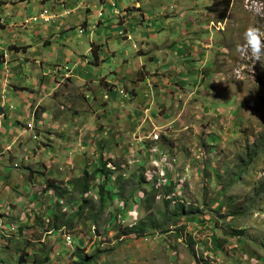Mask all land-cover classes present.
Masks as SVG:
<instances>
[{"label":"rangeland","instance_id":"obj_1","mask_svg":"<svg viewBox=\"0 0 264 264\" xmlns=\"http://www.w3.org/2000/svg\"><path fill=\"white\" fill-rule=\"evenodd\" d=\"M116 3L106 4V13L123 20L128 8L127 14L136 17L132 21L137 28L129 27L132 36L141 38V31H154L158 35L153 40L164 50L179 45L183 55L198 53L200 63L196 60L194 68L198 71L187 75L196 82L185 87L157 83L161 89L148 96L145 91L149 86L155 89L150 82L153 76L148 82L136 76L121 84L111 82L116 85L110 89L101 78L108 62L94 64L93 54H89L91 61L85 53L78 54L85 52L84 45L72 46L75 40L90 46L84 34L77 39L78 32L71 29L72 40L56 42L55 37L52 58L66 50L73 52L65 56L73 60L70 65L62 63L67 71L64 80L69 77L73 81L65 80L66 87L64 84L55 92L54 79L44 82L41 68L29 64L28 85L18 90L24 117L18 119L9 112L0 116V193L5 195L0 206L8 199L15 202V197L17 202L23 200L25 206L15 205L17 214H9L19 220L26 211L29 219L18 224L19 231L0 233V264H22L18 259L24 254L28 262L23 264H33L35 257L44 254H49V264H78L73 254L77 245L88 255H98L92 264H264V55L253 60L243 46L245 28L255 26L264 34V0H123L122 8ZM140 4L156 19L141 22L147 16L136 10ZM9 9L6 7V13ZM104 12L103 6L95 9L94 5L90 14ZM18 17H22L19 12ZM34 23L27 17L22 24L33 32L40 27ZM103 31L107 27L96 28V42L99 38L103 42ZM25 34L22 30L21 38ZM120 34L125 35L124 31ZM168 34L171 37L167 39ZM124 39L112 44L119 50L117 66L129 58L125 51L136 55L135 50L140 49L132 37L130 44H123ZM237 44L242 45V51H236ZM186 55L175 50L166 58L177 70L187 67ZM52 58L50 62L56 63ZM74 61L83 67L92 62L95 71L90 82L74 84L84 74L65 68V64L72 67ZM78 76L81 78H75ZM4 84L8 89L9 84ZM114 87L117 95L110 91ZM3 91L9 100V93ZM34 102L48 111L40 120L36 117L26 123ZM14 122L21 129L10 132ZM102 163L112 171L104 203L98 194L101 176L90 178L87 195L80 193L78 180L85 170L94 173ZM47 179H54L65 196L46 188ZM150 179L171 182L152 190ZM142 189L147 195L139 193ZM175 194L185 213L177 225L164 223L177 205ZM84 199L87 207L78 216L76 203ZM36 208L35 213L27 211ZM57 213L64 216H59L55 225L65 227L73 236L71 249L59 230L46 233L43 226L46 218ZM33 218L42 228L29 226ZM138 219L150 223L147 236L126 235L123 226L130 227ZM186 238L193 242H186Z\"/></svg>","mask_w":264,"mask_h":264},{"label":"crops","instance_id":"obj_2","mask_svg":"<svg viewBox=\"0 0 264 264\" xmlns=\"http://www.w3.org/2000/svg\"><path fill=\"white\" fill-rule=\"evenodd\" d=\"M90 1V3H89ZM58 0L57 2H53L51 0H0V101H5L4 104L0 103L1 109L3 112H1V115H4V113L7 115V112L14 113L17 115V118H23L25 115L24 110L22 109V106H24V102L20 101L18 98L22 95L18 94V90H23V86H27V79L28 71L30 70L29 64L32 65V67L41 68L43 71L42 79L44 82L48 83L47 78H53L54 81L57 84V88L55 92H59L58 89L60 86L65 84V80H70L72 82L73 80L68 79L69 77H65V71L58 72L55 71V69H58V65H63L62 63H70L73 61L67 57L66 55H72V50H66L67 52L58 55L55 58H52L54 56V39L56 37V42L58 40H62L65 42L72 40L71 36V29H75L79 35H77V39H80V36L84 34L83 36L86 38V40L90 43V46L85 44L81 40H75L72 43V46H74L76 49L78 47L82 48V45H84V51L80 52L85 53L89 61H91V58L89 57L90 53L94 55L95 62L94 64L99 65L100 60H103V62H108L109 67L106 69H103V76L101 78H105L104 81H106L109 84V88L111 89V85L115 82H119L121 84V81L124 82L130 78H134L136 76H142L145 80L153 76L151 78L150 82H153L155 84V89L151 90L152 85L149 86V88L145 91L148 96L156 94V89H161V87L157 86V83H160V86H171L174 85V87H185L189 84L192 85V83H195L196 81H191L189 77L187 76L189 73H196L198 69L195 71L194 68H197V63L195 62L198 56V53L190 54L189 56L186 55L187 59V67L185 68H178L175 69V65H169L168 59L166 58V55L172 54L175 50H177V54L181 56L183 55V49L179 47V45H175L172 48H169L168 50H164L162 45L157 44L155 37L158 35L154 31L150 32H144L141 31L139 35H141V38L137 36H132L131 34V28H137L136 23L132 21L136 17L135 15L127 14L128 12V5L123 6L127 9L126 14L124 15L123 20L121 18H117L116 16H112V14H107L108 9L106 8V4L113 6V2L117 1V5L119 6L120 3L123 2V0H103L102 3H98V0ZM97 2V4H94ZM93 4V6H92ZM139 4V3H138ZM96 7L100 8L103 6L105 9V12L103 16L99 17L98 13L97 15L90 14ZM70 8L72 10L71 14L65 15L64 17H58L56 19L51 20L49 23H44L43 21H40L38 23H34V26H38L40 24L39 28H34L31 32L28 30L25 26H23V21L27 17H31L33 15L39 14L43 9L47 8L51 11H56L59 15H62L64 8ZM74 6H78L77 9L72 8ZM100 6V7H99ZM143 4H140L138 6L139 9H136L139 12H145L144 16H147V18H142L141 22H152V20L156 19L154 17H157L156 15L149 17L148 13L144 11ZM6 7L10 8L7 10L6 13ZM122 8V6H119ZM17 11L13 13L14 15H10L13 11ZM18 12L21 14V18L18 17ZM112 12V11H111ZM114 14V12H113ZM105 15H107V19H104ZM94 16H97V18H94ZM132 18V19H131ZM119 19V20H118ZM22 21V23H21ZM109 21V22H108ZM167 21V20H165ZM111 22V23H110ZM138 22V21H137ZM138 24V23H137ZM83 26L86 28L85 32L80 33L79 27ZM107 27V31H103V42L99 38V41L96 42L94 40L95 38V32L97 27ZM49 27V28H48ZM22 30L26 32L24 37H26L25 40L24 37L21 38V32ZM124 31L125 35H121L120 33ZM163 31V30H161ZM58 32V34H55ZM126 38V36L132 37L136 43L140 46L139 50L136 51V55L133 53H129V51H125V56H129V58L124 60V63L122 66H117V54H118V48L117 46L113 48L112 44L116 40L117 45L119 44V41L121 39ZM19 37V38H17ZM124 37V38H123ZM171 35L168 34L167 39L170 38ZM58 38V39H57ZM104 38L106 39V43H104ZM70 43V44H71ZM103 43V49L102 47ZM123 44H130L128 39H124L122 41ZM157 44V45H156ZM141 50V51H140ZM79 51V50H78ZM179 51V53H178ZM44 53H52L51 56L47 54V57H44ZM122 53V54H124ZM121 54V55H122ZM52 59H55L56 63L52 64L50 61ZM59 63V64H58ZM92 63V62H91ZM85 65L84 67L79 64L77 61H74V64L72 67H69L65 64V66H68L69 69L73 70L74 68L78 69V71H83L84 74L75 78H81L80 80H74V84L79 86L85 82L91 81V76L95 69L91 65ZM153 63V64H151ZM198 63L199 60H198ZM78 67V68H77ZM174 68V69H173ZM182 69V70H178ZM59 70V69H58ZM60 71V70H59ZM91 73V74H90ZM90 74V75H89ZM89 75V77H87ZM57 78H61L60 81L57 82ZM89 78V79H88ZM88 81H84L87 80ZM198 81V79H197ZM114 82V83H111ZM123 82V83H124ZM149 82V83H150ZM8 83L9 87L6 89V86L3 84ZM66 87V84H65ZM130 90H134V87L129 88ZM3 90L6 91V93H9L10 98L9 100L6 98L5 95H3ZM26 90H29V88H26ZM31 89L29 90V92ZM114 95H117L118 90L117 87H114L113 90H110ZM5 93V94H6ZM180 94V93H179ZM3 98V99H2ZM143 98L136 96V99ZM7 99V101H6ZM16 100V101H15ZM155 100V98H154ZM38 104V105H37ZM34 108V111L30 114L28 118V121L26 123H29L33 120L34 115L40 120L42 116L44 115L45 111L43 110L44 105L40 106V103L34 102L32 105ZM152 108V107H151ZM39 109V111H37ZM42 109V111H41ZM151 110V109H149ZM167 116V114H165ZM25 123V124H26ZM8 126V125H7ZM22 127V129L26 128ZM9 127V126H8ZM10 132H12L13 129H21V126L14 122L13 127H9ZM8 134V133H7ZM37 143V141H33V144ZM33 146V145H32ZM30 147V146H29ZM1 150V149H0ZM30 167V165H27ZM30 171V168H28ZM27 171V170H26ZM28 172V171H27ZM7 192V191H4ZM2 193H0V198L4 197L1 196ZM15 197V201H16ZM5 203L9 204L11 203V200L8 199L5 201ZM23 204V205H21ZM3 205V204H2ZM20 208L22 206H25L24 201L22 200L21 203H18ZM37 209V208H36ZM38 210V209H37ZM2 209H0V214L2 213ZM14 214H17L16 211H14ZM28 217L25 214L23 216L24 223L28 222ZM31 224H34V229H37L40 227L39 221L36 218L31 219ZM42 227V226H41Z\"/></svg>","mask_w":264,"mask_h":264},{"label":"clouds","instance_id":"obj_3","mask_svg":"<svg viewBox=\"0 0 264 264\" xmlns=\"http://www.w3.org/2000/svg\"><path fill=\"white\" fill-rule=\"evenodd\" d=\"M114 5H115V3H113V6ZM62 8H64V10H66V11L68 10L70 12L69 14H71V10L69 8H66L64 6ZM45 9H47V8H45ZM48 10L50 11V15L49 16H51L52 12H51L50 9H48ZM42 11L39 14H37V16L33 15V16L29 17V18L32 19L34 17H38L37 20H34L36 23L37 22H40V21H43L45 23V22H50L51 20L56 19L58 17H64L65 15H69V14L64 13V12L62 13V15H59L57 13L58 14L57 17H55V18L54 17L49 18V16H48V19L49 20L48 19L45 20V18H41L40 17V14L42 13ZM101 16H103V14L99 15V17H101ZM81 28L83 29L82 32H80ZM84 30H86L85 27H83V26H80L79 27V32L80 33H83ZM126 39H131V37L126 36ZM243 46H245L247 48L248 53L251 55V57H252L253 60L259 61L260 56L264 55V34H262L261 30L259 28L255 27V26H249V27L245 28L244 29V32H243ZM236 51L237 52L242 51V45L237 44L236 45ZM261 65H264V63H262ZM58 66H59V68H58L59 70H63V67L61 65H58ZM65 68H67V70H69L68 66H65ZM8 87H9V85H8ZM3 89H5V88L3 87ZM157 117L159 119H162L163 118V116H162V118L159 117V116H157ZM34 118H36L35 115H34ZM155 135H157V133ZM195 137L197 138L196 135H195ZM158 138H154V139L157 140ZM151 141H152V139H151ZM152 148L154 149V146H152ZM153 154H155L157 156H160L159 152H156V151H153ZM154 159H156V158H154ZM150 180L153 181V182H148V181L147 182L152 185V190H154V188L159 189L161 187H165L168 184V182H171V180H168V179H167V181H165L166 183L165 182H161V180H155V179H150ZM45 187L47 188L46 182H45ZM49 189H53V188H49ZM139 193H142L144 195H147V191L145 189L140 190ZM87 194L88 193H86V192L84 193V195H87ZM174 198H176V194L174 195ZM174 200L176 201L178 199L176 198ZM20 201L22 202V200H20ZM21 202L15 201V202H11L9 204H3V205L0 206V209H2V207H6L5 209H2L3 210L2 211L3 214H0V228L2 230V232L0 231V233H4V232L9 231V230L14 231V232L19 231L20 230V226L18 224H25L24 221H23V216H25V214L27 215L26 211H24L23 213H21V216H19V220H14L13 219L14 216H12V215L9 214V212H13L14 213V211H15V205H18V203H21ZM123 207H124V204L122 205V209H123ZM27 211H31V212L35 213L38 210L37 209H33V210H27ZM49 220H50L49 218H46L44 220V224H43V226H45V228L47 229L46 230V233H52L54 231L59 230V233H61L62 239L66 242V245L71 249L73 247V236L71 235V233H69L67 230H65L66 228L63 227V226L62 227L59 226V229H57V228L56 229L50 228V226H49V222L50 221ZM9 222L11 223V226L10 227L7 226V224ZM138 222H139V219H138V221H136V223H138ZM123 223H121V224H123ZM136 223L130 225V227H133L134 225H136ZM121 224L119 223V226H123ZM39 225H40L39 228H42L41 227L42 224L39 223ZM29 226H34V224H31ZM127 227H129V226H123V228H127ZM170 232L172 233V232H175V231L173 230V231H170ZM25 233H26V231H25ZM64 233H68L71 236V243L70 244H68L67 243V240L64 238ZM156 234H160V233L158 232ZM129 235H134V236H140V235H142V236L146 237L147 236V233L146 232H143L142 234H137L136 232H132ZM148 239H151V238H145V240H148ZM35 242H39V241H35Z\"/></svg>","mask_w":264,"mask_h":264},{"label":"trees","instance_id":"obj_4","mask_svg":"<svg viewBox=\"0 0 264 264\" xmlns=\"http://www.w3.org/2000/svg\"><path fill=\"white\" fill-rule=\"evenodd\" d=\"M41 111H42V109H41ZM1 112H3V110L1 109V106H0V114H1ZM111 173H112V171H111V169H109L106 166V163H102L101 166L96 167L95 170H94V173H89L88 171L85 170L83 172V176L80 179H78V180H80L79 182L81 183V188H82L81 191H80V193L83 195L85 192H87L88 190L91 189V184H92L90 182V178L91 177H94V175H97L98 177L101 176L102 178H101V183L99 184L98 194L100 196H102L103 203H104L105 198L108 197V196H106V194H108V193L106 192L105 189H106V186L108 185V183L110 182L109 181V178H110ZM72 185H73V187L75 186L74 184H72ZM46 186H47V188L56 189L57 190L56 193H57V195H60V197H64L65 196L62 193V191H61V190H64V189H61L56 184V181L55 180H53V179H47L46 180ZM152 196H153V194H152ZM166 204H167V202H166ZM182 204H183L182 201H178L177 200V205L175 206L174 211L171 214L168 215V219L164 223H167L168 221H171V222H174L173 225H177V223L179 222V220L182 217L185 216L184 207L183 208H180V206ZM86 207H87L86 200L85 199L83 201L80 200L79 202L76 203V213L75 214H77L78 216H80ZM59 216L62 218L64 215L63 214L60 215V213H57L56 215H52L51 219L49 220L50 221L49 224L51 225V228H54V229L59 228V225H55V222L56 221H57V224H58V220L57 219H58ZM146 218H148V216ZM72 220H73V217L68 218L66 223L67 224H70L72 222ZM152 221L153 220L151 219V222ZM160 226L161 225H158L157 227H160ZM148 227H150V223L146 222V219H145L144 221H139L133 227H127L124 230H122L120 227H118V229L120 231L121 230L124 231V233H126V235H127V234H130L132 232H136L137 234H141L143 232L148 231V230H146ZM186 242L192 243L193 242V239L192 238H190V239H187L186 238ZM215 249H216V247H215ZM83 250H84L83 248H81V247H79L77 245V247L75 248V250L73 252L74 256L77 258L76 261H78V264H92V263H94L95 258L98 255H96L95 257H93V255H88L87 253H84ZM25 257H27L26 254H24L23 256L20 255L18 261L20 263H22V264L28 262V260ZM49 261H50L49 254H44L43 257H41V258L40 257L39 258L38 257H35V259H33V261H31V262L33 264H49Z\"/></svg>","mask_w":264,"mask_h":264},{"label":"built area","instance_id":"obj_5","mask_svg":"<svg viewBox=\"0 0 264 264\" xmlns=\"http://www.w3.org/2000/svg\"><path fill=\"white\" fill-rule=\"evenodd\" d=\"M65 13L69 14L70 12L67 10V12H65ZM115 13H116V14H120V12H119L118 10H116ZM49 15H50V11H49L48 9H44V10L42 11V13L40 14V17H41V18H45V20H47ZM99 15H101V13H100ZM57 16H58V14H51V16H49V18H51V17H54V18H55V17H57ZM33 19H34V20H37L38 17H34ZM48 20H49V19H48ZM82 30H83V29L81 28L80 32H82ZM3 86H7V85L4 84ZM67 243L70 244V243H71V239L67 240Z\"/></svg>","mask_w":264,"mask_h":264},{"label":"bare ground","instance_id":"obj_6","mask_svg":"<svg viewBox=\"0 0 264 264\" xmlns=\"http://www.w3.org/2000/svg\"><path fill=\"white\" fill-rule=\"evenodd\" d=\"M67 236H66V240H69V239H71V237H69V234H66Z\"/></svg>","mask_w":264,"mask_h":264}]
</instances>
